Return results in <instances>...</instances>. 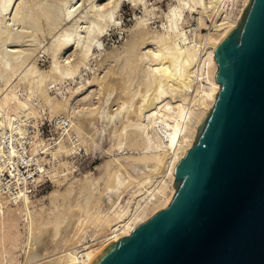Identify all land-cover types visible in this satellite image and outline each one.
<instances>
[{
    "label": "rangeland",
    "instance_id": "374dc122",
    "mask_svg": "<svg viewBox=\"0 0 264 264\" xmlns=\"http://www.w3.org/2000/svg\"><path fill=\"white\" fill-rule=\"evenodd\" d=\"M25 1L28 2V4H33L32 2L34 0H31L32 2L30 0ZM39 1L40 9L38 6L36 7L38 10H41L45 7V5H42L41 7V4L45 3L47 0ZM48 1H53L52 3L55 2V4L57 3V7L59 5L60 8L58 7V9L62 12L61 16L65 13L67 8L77 3L75 8L78 9L74 12V16L77 15L76 18L82 16L84 21L80 24L81 28L79 27L81 29L79 30L80 37L82 35V39L80 38L82 42L80 46H83L88 41V36L85 33L86 29L84 30V28L85 26L88 27L90 25V21L93 22L95 28L97 27V29H103L104 33L100 40L102 43L99 44V46L93 44L91 47L92 56H89L87 59H82V57H80V53L77 54L75 48L76 45H72L73 43L65 47L63 50L64 52L61 51V54L59 53V56L57 55L59 62L62 63L59 64V70L56 71L54 67V49H57V45L55 44L58 43L57 40H59L61 33L72 25L71 20H73V16L69 19L70 21L66 19L57 20L53 17L52 20H50V18L48 19V17L43 14V11H41V18L44 17V20H40L39 30L34 29L32 30L33 32L31 30L30 32L28 29L26 30V28H22L19 23H14L11 20L12 14L14 13H8L7 17H2L0 15V38L8 29L6 24H8L9 28L14 30V34L17 32L20 33L22 30L25 32L29 31L31 33L30 38H27L28 40L26 39V42L19 46H15V43L11 44V41L7 42L6 45L3 41H1L2 39H0V50L6 47L5 50L7 51H16L17 49H20V51H17L21 53L23 52L18 55H16L17 52H15L16 57L20 55V59H23L19 68L14 73L10 72L6 77L0 79V88L3 87L5 89L4 90L2 88L3 91L0 90V100L7 96V98H14V100L25 102L34 109L33 114L31 112L25 114L23 117L13 116L14 118H24L28 116L38 117L41 113L52 117L61 114L68 115L73 121V154L78 150H81L79 154L76 153L73 155V168L67 169V174L70 175L65 177L61 176L63 173H61L60 166L67 165V163H65L66 158L63 157L70 154L71 148L68 146L66 141H60V146L53 151L55 159L59 160L58 158L60 156L61 159L59 160V166H54L51 170L52 181L37 187L35 191H33L32 195H28L26 193L23 194V197L26 199L25 201H27L30 211L37 213L36 215L40 220L43 217H49L50 220L56 217H63L64 214L69 211V208L78 209L79 207L87 209V212L89 213L90 211V213L94 214L95 217L96 215L110 217L117 211L123 210L128 206L129 208H133L130 207L135 202L133 201L135 199L133 194L136 192L138 193L141 188L139 187L140 185L135 183L128 189L124 190L119 196L112 193L107 187L115 183V172L117 169L120 168L118 171L121 172L117 171V175H122V177L126 179H129L130 175L135 174V167L143 169L147 172L149 171V166L146 162L137 160L145 154H153V152L143 149L142 146H144L145 143L144 140L141 141L143 136H140L141 131L138 130V128L144 127L141 123H149V118H143L139 122L136 118V120L133 119V112H129V114L128 111H133V109L136 108L141 95H143L149 88V83L147 82V74L150 69L149 66L151 65L150 63L155 52H158L161 48H159L160 44L158 43L157 38L166 35L167 15L172 7L179 5L180 0H136L135 2H133L134 0H121L118 8H113L115 6L113 5V7L109 6L108 9H105L106 13H112L113 15L110 19L106 20L97 17V15L94 16L97 13V7H95L94 10L96 13L89 14V9L93 5L105 4L108 0ZM48 1L45 3L46 6L47 4H51ZM222 3V6H218H221L223 10H231V8L228 7V0H225ZM217 8L215 9L217 10L216 13L218 12L217 16L216 13H214L215 10L213 9V15L215 14V17H212L215 21L217 20L216 18L219 17V11L222 12L221 8H219V11ZM198 14L199 13L196 11L192 12L188 8H185V21L181 23L180 21L175 20L174 29L183 34V37L186 38L185 42L181 40L178 41L180 42V46L182 48L199 42V33L205 34L208 32L207 28L200 27L198 21L200 14ZM213 18L207 20L209 25H213ZM54 21L56 23H54ZM11 22H13V24H11ZM29 32L26 33L29 34ZM94 39L95 34L89 38L90 41ZM204 45V43H200L201 54L205 53L206 46ZM2 55L4 54L0 52V59L3 57ZM70 60L72 62H70ZM66 61H69L70 64ZM63 62L65 64L67 63L65 67ZM31 67L36 68V72L29 78V76L26 75V72L28 71L26 69H30ZM66 68L72 73L75 71V74L66 75ZM200 69H202L201 65L199 67L196 65L195 71L198 72ZM111 77L122 79V83L125 84L127 88L128 94L126 99L130 101L125 109L121 108L117 110L120 108L118 105L122 104L119 95L121 94V91L119 88H114L113 90L106 92L105 89L99 85V82ZM42 79L43 82L41 83L40 80ZM196 88L197 87L195 85L190 90V94H192L194 98L197 95ZM165 89L167 90L168 87L166 86ZM117 97L118 99H116ZM168 100H170V98H168L167 101ZM173 101L172 99L170 100L171 105L179 103ZM56 104H59L58 107H56ZM190 104H193L191 100L190 102L188 101V104H186L185 108L187 110L192 107ZM94 112L97 119L96 117H93V122H90L89 124L88 120L90 118L87 119V117L89 115L91 116V114L94 116ZM122 114L125 117L129 114L128 116L131 119L128 116L127 118L122 119V117H124H121ZM175 114L178 113L175 112ZM178 115H180L177 116L178 118L176 117L178 124H176V126H172V128H174L175 138L180 136L182 127L180 129L179 126L182 125L181 122L185 121L184 114L181 115L180 113ZM2 118L11 121V119H9L10 117L2 116L0 119ZM145 123L144 125H146ZM179 123H181V125ZM83 126L84 131L83 128H81ZM89 130L92 132L90 133ZM112 130H116V134ZM86 131L89 133L86 134ZM76 139L77 142H75ZM137 141L140 143L136 144ZM176 141L177 139L175 142ZM175 142L173 143V146L176 145ZM0 166L3 169V172H0V186L3 187L0 188L3 189L0 190V217L4 211H7L8 206L14 209L15 214L19 216L18 230L21 234L20 242L16 248L17 250L13 249L12 252L21 261L22 255L24 254L22 246L27 242L26 239L28 237V227L26 220H24L26 206H24V202H21V208H18L16 204L10 201L11 194L9 195L7 191H5L6 184L2 183V175L8 169L2 163H0ZM121 166H123V169ZM124 168L127 171L124 170ZM72 170L73 174H71ZM155 181H153L155 184L150 191L154 190V188L159 185L161 178L159 177ZM149 186H151V184ZM66 192H68L69 196H67ZM148 194L149 193L147 192L145 195L148 196ZM147 196H145V198ZM145 198L137 203H140L141 205ZM20 199H22V196H20ZM130 201L131 203L129 204ZM71 204L73 205L71 206ZM94 215L93 218L86 224L82 233V241L84 243H92L98 237L97 234L100 232L101 226H99L95 221ZM67 222L69 221L67 220ZM67 222L65 221L61 225V228H66ZM64 224L66 225L64 226ZM52 227L53 226L50 224L47 228L48 231L46 232L45 237L49 236L50 231L53 230ZM63 231L64 230L60 232L55 242H58L63 238ZM0 237V263H2V251H4V245L1 240V228ZM50 242H52V244ZM53 242L54 240H49L48 244L50 245H47L46 243V245H44L45 248L47 247L49 250L53 248ZM8 245L9 244H7V248L10 249V246Z\"/></svg>",
    "mask_w": 264,
    "mask_h": 264
},
{
    "label": "bare ground",
    "instance_id": "6f19581e",
    "mask_svg": "<svg viewBox=\"0 0 264 264\" xmlns=\"http://www.w3.org/2000/svg\"><path fill=\"white\" fill-rule=\"evenodd\" d=\"M34 1H31L33 4H28V2H26L25 0H0V15L2 17H7L8 13H14L12 14L11 20L14 23H19L22 28H26V30L28 29L29 31H32L34 29L36 30L40 27V20L44 18H41V11H43V14L48 17V19L50 18V20H52L53 17L57 20L66 19L70 21L69 19L73 16V20H71L72 25L63 33H61V35L59 34L60 37L59 40H57L58 43L55 44L57 45V49H54L55 70L58 71L59 64L62 63L59 62V59L57 58L59 56L58 54H61V51H63L65 47L71 45L72 43V45H76V52L77 54L80 53V57H82V59H87L89 56H92L91 47L93 46V44L99 46V44L102 43L100 40L101 36L104 33V30L97 29V27L95 28L93 22L89 20L91 22L90 25L88 27L85 26L84 28V30L86 29L85 33L88 36V41L83 46H80V44L82 43V35L80 37L79 30H81L80 24L83 21V17L81 16L79 18H76L77 15L74 16V12H76V10L78 9L75 8L77 3L72 5L73 7L70 5L71 7L67 8L65 13H63L61 16L62 12H60L61 10L59 11L58 9L59 5L58 7L56 6L57 3L55 4V2L52 3L53 1L51 2L47 0L49 3L54 4L55 6L51 4H47L46 6V1L45 3L41 4V7L42 5H45V7L41 10H38L36 6H38L39 8L40 1ZM120 1L121 0H108V2H106L105 4L93 5L89 9V14L97 12L94 16L97 15V17H100L103 20L110 19L113 15L112 13H106L105 9H108L109 6L113 7V5H115L113 8H118L120 6ZM135 1L136 0H134L133 2ZM223 1L225 0H180L179 5L172 7L169 11V14L167 15L166 35L157 38V41L160 44V46H158L159 48H161L158 52H155L150 63L151 65L149 66L150 69L149 73L147 74V82L149 83V88L144 92V94L141 92L143 95L140 94L141 98L140 101H138V105L136 106V108L133 109V111H128V113L133 112V119L136 118L137 120H139V122L143 118H149V123L147 122V120V124L145 122L141 123L144 127H140L138 128V130H140L142 133H140V136H143L142 139L140 138L141 141L144 140L145 143L144 146H142L143 149L151 151L153 152V154H145L141 158L137 159L139 161L146 162L149 166V171L147 172L143 169L135 167V174L130 175L129 179H126L122 177V175H117V173L120 172L118 171L120 170L119 168L117 169L118 172H115V183L113 182V185H109L107 187L112 193H115L119 196L131 185L135 183H137V185H140L139 187L141 188L139 189V192L133 194V196L135 197L133 201L135 202L132 206H130L135 209L129 208L128 206L123 210L117 211L113 216L106 217L104 215H96L95 217V215L90 213V211L88 213L87 209L85 208H69V211H66L67 213H65L63 217H56L52 220H50L49 217H43L40 220L36 215L37 213H33L32 211H30L27 201H25L26 199L23 197V195L22 199H20L19 195H10V201L16 204L18 208H21V202H24L23 204L24 206H26L24 220H26L28 227V237L26 239L27 242L22 246V248L24 249V254L22 255V260L20 261L12 252L13 249H16L18 247L20 242L21 234L18 230L19 216L15 214L14 209L8 206L7 211H4L0 217V228L2 229L1 240L4 245V251H2L3 260L0 264H90L96 254H98L105 247L120 239L121 237L130 235L132 233V230L135 229L138 225L147 221L159 210L167 207L170 204L176 192V187L174 186V182L176 180V166L179 161L185 156L186 152L193 146L197 137L198 127L215 104L216 95L220 90V83H218L216 80L218 64L215 60L214 47L223 38L229 28L238 24L243 10L249 2V0H228V7L231 8V10L229 11L228 9L223 10L221 8ZM218 5L221 6L219 7ZM95 7L98 8L96 12H94ZM217 7L221 8L222 12L219 11V8ZM185 8H188L192 12L196 11L200 14V16L198 17L200 27L207 28L208 32H206L205 34L199 33V42L184 46V48H182L180 46V42L178 41L181 40L185 42L186 38L183 37V34L174 29V23L175 20H178L181 23L185 21ZM216 8L219 11V17H217V20L215 21L212 16L215 15H213V12ZM216 11L217 10H215L214 13H216ZM217 14L218 12L216 13V16ZM211 18H213V25H209L207 22V20ZM13 22H11V24H13ZM54 23L56 22L54 21ZM6 25L8 29L7 31L5 29L6 32H4V35L0 38L2 39L1 41H3L5 44L11 41V44L15 43V46H19L21 44H24L26 42V39H29L31 36V31H26L29 32V34H27L24 30H22L24 32L21 31L20 33L17 32L16 34H14V30L12 28H9L8 24ZM93 34H95V39L90 41L89 38ZM200 43H204V46H206L204 54H201L200 52ZM5 49L6 47L0 50V52L4 54L0 59V79L6 77L10 72L14 73L22 64L23 60L20 59V55L18 56L19 58L16 57V55L23 53L18 52L20 51V49H17L18 51H7ZM15 52H17V54ZM66 62L70 64V62L72 61L70 60V62ZM67 63H64V67L67 65ZM196 65L197 67H199L200 65L202 67V69H200V71L198 72L195 71ZM26 70H28L26 72V75L29 76V78L30 76L32 77L36 72V68L34 67ZM72 74L74 75L75 71H73L72 73L68 69L66 75ZM40 82L42 83L43 79L40 80ZM122 82V79L112 77L99 82V85L103 89H105L106 92L111 91L114 88L120 89L121 94L119 95L122 106L118 105L120 108H118L117 110L121 108L125 109L128 105V102L130 101L126 99L128 91L125 84H123ZM195 85L197 87V95L194 98L192 94H190V90ZM166 86L168 87L167 90L165 89ZM2 88H0L1 91H3ZM168 98H170V100L172 99V101L174 100L173 102L179 103L171 105L170 100L167 101ZM116 99H118V97ZM190 100L191 102H193V104H190L192 107L187 110L185 107L186 104H188V101L190 102ZM58 105L56 107H58ZM33 110L34 109L27 103L14 100V98H7V96H5L0 100V118L2 116L10 117L9 119H12L13 116L23 117L27 113L32 112L33 114ZM175 112H177L178 114L181 113V115L184 114L185 116V121L181 122L182 125L181 123H179L181 125L179 127L180 129L182 127V130L178 138H175L174 128H172L173 125L176 126V124H178L176 121V117L180 116L178 114H175ZM122 116L124 115L122 114L121 117ZM127 116L122 117V119L127 118ZM93 117H96L97 119L95 112L94 116L91 114V116L89 115L87 117V119L90 118L88 120L89 124L90 122H93ZM8 122L10 123L9 120ZM144 123L146 125H144ZM81 128H83L84 131V126ZM91 132L92 131H90V133ZM88 133L89 132L86 131V134ZM176 139L177 141L175 142ZM174 142L176 143V145L173 146ZM138 143L140 142L137 141L136 144ZM1 166L0 172L2 173L3 169ZM121 167L123 169V166ZM124 170L126 169L124 168ZM159 177L161 178V182L156 188H154V190L150 191V189L155 184L153 181H155ZM150 184L151 186H149ZM0 188L3 187L0 186ZM147 192L149 193L148 196L145 195L147 194ZM66 193L67 196H69L68 192ZM145 196L147 197L145 198ZM144 198L145 200L143 203H141V205L140 203H137ZM130 203L131 201L129 202V204ZM72 205L73 204H71V206ZM93 215L95 221L99 226H101L100 232L97 234L98 237L92 243H84L82 241V233L86 224L93 218ZM67 220L69 222H67ZM65 221L67 222V225L64 224V226L66 225V228L63 229L61 228V225ZM50 224L53 226V230H49V236L45 237V234L48 231L47 228ZM62 230H64L63 238L58 242H55ZM49 240H54L53 248H51L50 250L49 248L47 249V247L45 248L44 246L46 245V243L47 245H50L48 244ZM50 243L52 244V242ZM7 244H9L8 246H10V249L7 248Z\"/></svg>",
    "mask_w": 264,
    "mask_h": 264
},
{
    "label": "water",
    "instance_id": "95a60500",
    "mask_svg": "<svg viewBox=\"0 0 264 264\" xmlns=\"http://www.w3.org/2000/svg\"><path fill=\"white\" fill-rule=\"evenodd\" d=\"M214 49L220 90L172 201L90 264H264V0Z\"/></svg>",
    "mask_w": 264,
    "mask_h": 264
},
{
    "label": "built area",
    "instance_id": "2783aa9c",
    "mask_svg": "<svg viewBox=\"0 0 264 264\" xmlns=\"http://www.w3.org/2000/svg\"><path fill=\"white\" fill-rule=\"evenodd\" d=\"M66 141L70 154L67 165L60 166L61 176H68L73 168V121L66 114L24 118L0 119V163L8 169L2 175L5 191L12 196L32 195L41 185L52 181L51 170L59 166L61 156L55 159L53 151ZM77 142V139L75 140ZM73 174V170L71 172ZM60 176V177H61Z\"/></svg>",
    "mask_w": 264,
    "mask_h": 264
}]
</instances>
